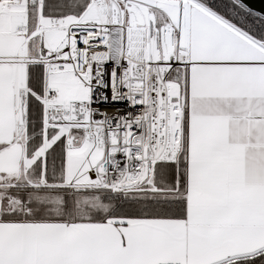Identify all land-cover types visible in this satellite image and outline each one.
Listing matches in <instances>:
<instances>
[{
	"label": "snow or ice",
	"instance_id": "snow-or-ice-1",
	"mask_svg": "<svg viewBox=\"0 0 264 264\" xmlns=\"http://www.w3.org/2000/svg\"><path fill=\"white\" fill-rule=\"evenodd\" d=\"M0 264H264V7L0 0Z\"/></svg>",
	"mask_w": 264,
	"mask_h": 264
},
{
	"label": "water",
	"instance_id": "water-1",
	"mask_svg": "<svg viewBox=\"0 0 264 264\" xmlns=\"http://www.w3.org/2000/svg\"><path fill=\"white\" fill-rule=\"evenodd\" d=\"M253 3L257 9L264 7V0H253Z\"/></svg>",
	"mask_w": 264,
	"mask_h": 264
}]
</instances>
